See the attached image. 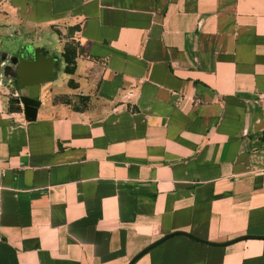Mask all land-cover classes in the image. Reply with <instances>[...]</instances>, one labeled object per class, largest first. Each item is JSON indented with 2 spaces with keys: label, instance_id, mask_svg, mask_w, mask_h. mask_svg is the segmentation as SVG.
I'll return each instance as SVG.
<instances>
[{
  "label": "crops",
  "instance_id": "0c3cea01",
  "mask_svg": "<svg viewBox=\"0 0 264 264\" xmlns=\"http://www.w3.org/2000/svg\"><path fill=\"white\" fill-rule=\"evenodd\" d=\"M0 33L27 41L0 49V264H127L176 230L130 264H264V0H0ZM51 35L79 46L61 89Z\"/></svg>",
  "mask_w": 264,
  "mask_h": 264
},
{
  "label": "water",
  "instance_id": "95a60500",
  "mask_svg": "<svg viewBox=\"0 0 264 264\" xmlns=\"http://www.w3.org/2000/svg\"><path fill=\"white\" fill-rule=\"evenodd\" d=\"M21 50H19L17 52V54H20ZM34 54L38 55V53L36 51L33 52ZM38 58L33 59L30 62H27V60H25V58H21L20 56L18 57V63H17V69L18 71L16 72V74L18 75V82L17 85L18 86H26L28 88L26 92H22L19 94V100L22 102V112H23V116L25 119L27 120H31L34 119L35 117V113H36V109L37 106L39 105L40 100L38 98L35 97L36 95V90L38 88V83L42 80V78L37 77L35 75H37L36 73H39L40 71H44L46 73V71L50 72V64H45V67L42 68V64H44V61L42 59L41 56H37ZM44 59L51 61V56H43ZM25 65H27V67H31V71L32 74H34V76L30 79H23V73L25 71ZM174 232H178L181 234H185V235H189L187 232L184 231H180V230H176L170 233H174ZM170 233L164 234L163 236H161L160 238L154 240L153 242H151L150 244L146 245L145 247H143L141 250H139L137 253H135L127 262V264H130L135 258H137L141 253H143L146 249H148L150 246H152L153 244L157 243L158 241L162 240L164 237H166L167 235H169ZM248 235H242L240 236L241 238L246 237ZM255 237H262L264 238V235H254ZM199 239V238H197ZM200 240V239H199ZM205 241V240H202Z\"/></svg>",
  "mask_w": 264,
  "mask_h": 264
},
{
  "label": "rangeland",
  "instance_id": "374dc122",
  "mask_svg": "<svg viewBox=\"0 0 264 264\" xmlns=\"http://www.w3.org/2000/svg\"><path fill=\"white\" fill-rule=\"evenodd\" d=\"M45 36H43L44 39ZM15 44H14V43ZM19 43H27L26 40H24V38H22L21 36H8V35H3V33H0V49L4 48V47H9L11 50L15 49L17 47V44ZM45 46L46 48L44 49V45L42 46V48L40 46L39 49L37 48L38 51H43L44 54H54L57 57L54 59V63H53V70L56 72L57 77L54 78L53 83H55L56 85H58V88H64L65 84L61 82V77L63 76L62 73V59L61 57L58 55L59 53L57 52V48H58V42L54 39V37L51 35L49 40L45 41ZM61 82V83H60Z\"/></svg>",
  "mask_w": 264,
  "mask_h": 264
},
{
  "label": "trees",
  "instance_id": "16d2710c",
  "mask_svg": "<svg viewBox=\"0 0 264 264\" xmlns=\"http://www.w3.org/2000/svg\"><path fill=\"white\" fill-rule=\"evenodd\" d=\"M79 52V46L73 41V40H67L62 45V49L60 51V55L62 56V59L64 61V70L70 71L72 68V61L73 57ZM16 101L13 96L9 97L8 100V107L10 109H16L17 106L14 104Z\"/></svg>",
  "mask_w": 264,
  "mask_h": 264
},
{
  "label": "built area",
  "instance_id": "2783aa9c",
  "mask_svg": "<svg viewBox=\"0 0 264 264\" xmlns=\"http://www.w3.org/2000/svg\"><path fill=\"white\" fill-rule=\"evenodd\" d=\"M6 93H8L10 96L15 97L19 105L22 106V102L19 100V95L16 90L6 91Z\"/></svg>",
  "mask_w": 264,
  "mask_h": 264
},
{
  "label": "flooded vegetation",
  "instance_id": "af4514ba",
  "mask_svg": "<svg viewBox=\"0 0 264 264\" xmlns=\"http://www.w3.org/2000/svg\"><path fill=\"white\" fill-rule=\"evenodd\" d=\"M21 54H22L23 56H25L26 54H32V53L28 52V51L25 50V49H22V50H21Z\"/></svg>",
  "mask_w": 264,
  "mask_h": 264
}]
</instances>
